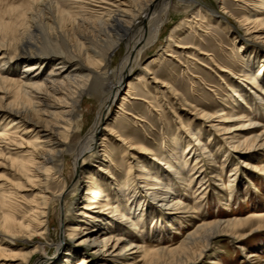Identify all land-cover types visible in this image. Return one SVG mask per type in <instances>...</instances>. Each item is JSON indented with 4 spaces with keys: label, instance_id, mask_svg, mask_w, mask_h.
<instances>
[{
    "label": "bare ground",
    "instance_id": "obj_1",
    "mask_svg": "<svg viewBox=\"0 0 264 264\" xmlns=\"http://www.w3.org/2000/svg\"><path fill=\"white\" fill-rule=\"evenodd\" d=\"M253 1L255 9L244 13L236 25L226 18L224 9L213 12L211 15L214 17H207L206 22L217 23L235 39L264 45V0ZM173 3L172 0H28L14 17V21H0V167L5 164L15 178L6 187L0 185V264H10L8 261H17L15 264H69L77 259L76 252L63 250L66 242L64 237V242L57 243L58 255L54 259L44 257L45 242L53 224L50 206L58 202L64 205L68 196L65 172L69 163L74 173L75 186L80 183L87 186V197L83 200L87 205L83 210L90 211L91 214H80L83 220L78 221L64 216L59 222V231L63 236L68 232L84 233V227L92 222L93 226L88 229L91 230L86 232L85 238L77 245L87 246L88 253L92 247L101 248L93 251L94 255L105 249L120 250L117 254H102L99 256L102 260L94 264H115L116 259L128 251H133L131 255L140 253L145 264H191L201 257V253H196L195 248H207L214 237L233 239L240 244L261 232L260 227L251 229L249 233L244 231L254 223L264 222L263 215L218 220L200 223L175 248L149 250L123 235L132 228L139 232L136 216L146 206L135 205V200L125 192H121L120 198H116L118 201L112 210L115 220L106 221L114 231L101 226L100 222L104 221L103 213L108 205L102 206L99 203L100 187L91 175L94 167H83L82 164L87 158L94 160L98 147L104 148L105 142L114 135L109 127L110 116L107 117V112L115 103L124 83L134 80L137 83H147L144 79L150 73L140 67L141 56L147 48L157 46L158 41L162 40L164 17L169 14ZM200 11L202 8L198 9V13ZM204 16H196L201 20L192 17L188 27H197L200 32L206 33L200 29L206 23ZM230 25H233V30ZM168 42L174 45L172 40ZM122 48L124 55L114 65L113 60ZM167 49L169 45L158 58L163 60L162 55L166 54ZM202 55L208 56L206 53ZM171 58L179 62L175 57ZM255 61L248 56L245 67L250 72H242L240 83L245 86L244 82L250 81L249 86L260 90V86L256 85L257 80H264V60L262 59L258 68V62ZM21 65H24V69L18 75L15 70ZM136 75L138 77L134 78ZM149 79L155 88L154 100L159 99L157 103L153 101L156 107H160L158 102L165 101L166 95L171 100H180L178 91L171 83L154 76ZM127 88L126 96L132 94L130 83ZM260 91L264 92V89ZM243 96V92L230 88V97L245 104ZM85 99H89L87 103H97L91 119L82 106ZM121 101L118 111L123 110L124 103L130 102L124 97ZM174 103L177 104L176 101ZM146 105L149 109H154L150 102H146ZM193 111L196 113L193 118L200 116L204 122L210 124L209 128L215 134L222 136V141H225L224 149L232 147L259 151L264 148V128L257 131L261 127L258 121L247 119V116L240 113L228 114L222 109L214 111L213 114L197 112L195 109ZM128 115L135 122L142 121L137 115ZM88 120L91 121L90 125L84 129ZM231 122L235 124L227 127L226 124ZM3 123H7V126L3 127ZM185 130L186 127L181 125L180 134ZM194 134L191 138L201 140L200 132ZM119 142L123 147L138 142V139L134 136L130 141L123 139ZM176 142L180 143L178 140ZM204 146L207 145L203 144L201 148L204 149ZM137 150L139 153L152 155L143 145L137 146ZM193 151V148L179 150L174 157L177 164L172 161L173 158L159 159L160 165L168 169L161 177L157 173L151 174L142 166V178L137 181L138 189L147 191L145 200L158 204L154 205L155 211L163 212L169 205L172 206L168 211L171 218H184V214H194L192 207H183L185 204L180 200H171L172 191L168 189L169 183L185 188L189 186V182L195 181L194 174H197L196 179L200 176L199 171L194 168L197 167L196 162L199 159L196 158L197 150L195 149V154ZM127 155L125 151L123 157ZM100 157L103 158L104 155ZM100 157L97 160L103 167L106 160ZM137 159L135 158L138 166ZM190 159H194L195 163L191 166L189 177H186ZM109 173L105 169L103 175L109 176ZM82 174L85 175L83 181L78 182ZM133 186L137 187L136 184ZM25 192L32 194L31 200L26 199L23 194ZM150 196L151 200L148 199ZM28 204H31L30 209L24 212L26 207L23 206ZM93 210L95 211L92 213ZM74 224L78 226L74 227ZM95 224L101 228L95 229ZM116 232L121 234H114ZM37 238L42 242H38ZM17 242L20 245L15 244ZM123 243L125 245L121 247ZM39 253L41 255L34 260ZM49 260L52 263H48ZM76 264L89 262L87 258H82Z\"/></svg>",
    "mask_w": 264,
    "mask_h": 264
},
{
    "label": "rangeland",
    "instance_id": "obj_2",
    "mask_svg": "<svg viewBox=\"0 0 264 264\" xmlns=\"http://www.w3.org/2000/svg\"><path fill=\"white\" fill-rule=\"evenodd\" d=\"M27 1L0 0V21H14V17L24 8ZM172 1L174 3L170 6L169 14L164 17L162 40L158 41L157 46L147 48L141 56L140 67L150 73L144 79L147 83H137L135 80L124 83L115 103L107 112V117L109 118L110 116L109 127L114 131V137L110 136V139L105 142L104 148L98 147L94 160L87 158L82 164L83 167L89 165H91V168L94 167L91 175L94 176L96 185L100 187L98 189L101 194L99 203L102 206L108 205L105 208L107 210L103 213L105 216L104 221L101 220L100 222L101 226L110 228L106 221L109 219L115 220L112 210L116 206L115 203L118 201L116 198H120L119 194L121 192L131 196L135 200V205H146L143 207L144 211L136 216L138 218L136 227L139 232L132 228L129 229L127 234L123 235L128 236L149 250L163 247L168 250L175 248L200 223L264 216V148L259 151L244 148L239 150L232 147L224 149L223 143L225 141H222V136L219 137L215 134L209 128L210 124L204 122L200 116L196 115L193 118L194 114H196L193 109L207 114H213L214 111L222 109L228 114L240 113L247 116V119L258 121L261 127H258L257 131L263 130L264 92L260 90L264 89V80H257L258 84L256 86L259 85L260 90L249 86L248 83L250 81L248 83L244 82L245 86H242L240 81L242 80V72L247 71L245 65L247 64L248 56L258 62L256 64L257 68L261 65L262 59L264 60V45L235 39L233 35H228L217 23L206 22L207 17H214V15H211L213 12H220L221 9H224L226 18L233 25H236L244 13L255 9L253 6L254 1ZM200 8H202V11L198 13ZM198 14L201 17L205 15L206 23L200 29L206 33L200 32L197 27H193V29L188 27L192 17L201 20L200 17H196ZM195 22L197 23V21ZM233 25H230L232 30ZM1 39L2 36L0 35V41ZM168 40H172L174 45L170 44ZM167 45H169V49L165 50L166 54L162 55L164 58L162 60L158 56L163 53ZM181 47L186 49H181ZM124 52L123 48L120 49V52L117 53L113 60L114 65L118 64ZM202 53H206L208 56H203ZM254 55L257 59L252 58ZM171 57H175L179 62L174 61ZM209 59L214 60V62ZM154 60L156 61L154 62ZM23 66L21 65L15 70L18 75L22 73ZM247 72H250L249 68ZM137 75L133 77L137 78ZM152 76L171 83L178 91L180 100L179 98H176L177 100L172 98L171 100L166 95L165 101L158 102L160 107H156L155 103L159 99L154 100L156 98L155 88L149 79ZM128 83L132 86V94L126 96ZM230 88L243 92L245 104L239 102L236 98L230 97ZM122 97L130 102L124 103L123 110L118 111ZM88 100L85 99L82 106L91 119L97 103H87ZM175 101L177 104L174 103ZM146 102H150L154 109H149ZM128 108L129 110H127ZM128 113L137 115L142 118V121L135 122ZM189 120H192V122ZM90 122V120L87 121L84 129L87 128ZM234 124L231 122L226 124V126L229 127ZM181 125L186 127L185 132L182 134H180ZM2 126H7V123H3ZM195 132H200L202 135L201 140L195 137L191 138L195 135ZM134 136L137 137L138 142H130L131 144L121 146L120 140L130 141ZM177 140L180 143H177ZM203 144L207 145L204 146V149L201 148ZM139 145H143L152 155L149 156L145 152L139 153L137 150ZM188 148H193L194 151L195 149L197 150L196 158L199 159L196 162L197 167L194 168L199 171L200 176L196 179L197 174H194L193 178L195 181L193 183L189 182V186H185V188L176 183H169L168 189L172 191L171 200H180L185 204L182 205L183 207H192L194 214L187 213V215H182L184 218L175 219L169 217L168 214L172 206L167 205L163 212L155 211L153 209L155 208L154 205L158 204L151 200V196L148 198L151 200L149 202L144 199L147 198V191L145 192V189L139 190L137 181L142 178L140 175L142 166L150 171L151 174L157 173L158 177L164 176L168 169L160 165L159 159L162 157L168 160L173 158L172 161L177 164L178 161L174 159L177 152L179 150L187 151ZM2 151L6 153L4 149ZM125 151L128 155L123 157ZM194 151L192 153L195 154ZM209 154L210 156H208ZM101 155H104V157L101 158ZM99 157L106 160L102 164L103 167L100 166L101 162L97 160ZM135 158H138V166ZM194 163V159H190L187 166L188 171L185 173L186 177H189L191 166ZM105 169L110 172L109 176L103 175ZM65 176L68 196L64 205L58 202L52 203L50 206L51 209L49 211L52 215L53 224L48 238L49 241L46 240L45 242L46 252L44 257L54 259L58 255L57 243L64 241L66 242L63 250L70 249L74 253L76 252L78 256L77 259L70 261L69 264H76L82 258H87L89 264H94L102 260L99 257L102 254L119 253V249L115 251L105 249V251L99 252L98 255H94L93 251L101 248L92 247L89 250L90 253H88L86 251L87 246L77 245L85 238L86 232L91 230L88 229L93 226L92 222H89V225L84 227L86 229L84 233L68 232L66 236L61 234L59 222L64 216L67 215L66 218L78 221L83 220L80 214L90 213V211L83 210V207L87 205V202L83 201L87 197V186L81 185V183L75 186L76 181L71 163L67 166ZM83 176L85 175L82 174L78 182L83 181ZM14 180L15 178L8 171V167L3 164L0 167V185L6 187L7 183ZM84 182H90V180H84ZM134 184L137 187H134ZM162 184L164 185L165 182H162ZM60 189L58 188V190ZM196 189L199 190L196 191ZM53 190H56V188ZM23 194L28 201L32 199V194L29 192ZM30 206L31 204L23 206L26 207L24 212L28 211ZM73 226L77 227L78 225L74 224ZM101 226H96L95 224V229L101 228ZM256 227H260L261 232L254 235L253 238L250 237L244 243L237 244L238 242L233 241V239L214 237L207 248L196 247L195 251L196 253L200 252L201 257L191 264H264V222L254 223L251 228H246L247 230L244 232L249 233L251 229ZM110 230L114 231L113 228H110ZM114 234L119 235L121 233L116 232ZM67 235L69 238H67ZM70 235H72V238ZM63 237L66 240L63 241ZM37 239L38 242H42L39 238ZM15 244L20 245L18 242ZM124 245L125 243L121 247ZM8 252H10V249ZM132 252L124 253L120 258L116 259L117 263L115 264H145L140 253L131 255ZM40 255L41 253L36 254L34 260ZM51 261L49 260L48 263H52ZM16 262L8 261L10 264H15Z\"/></svg>",
    "mask_w": 264,
    "mask_h": 264
}]
</instances>
